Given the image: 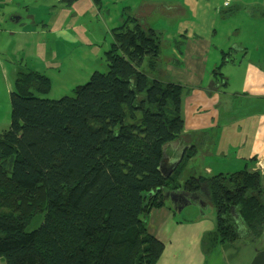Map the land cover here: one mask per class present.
<instances>
[{
  "label": "trees",
  "instance_id": "16d2710c",
  "mask_svg": "<svg viewBox=\"0 0 264 264\" xmlns=\"http://www.w3.org/2000/svg\"><path fill=\"white\" fill-rule=\"evenodd\" d=\"M60 2L67 7L73 0ZM254 10L247 9L251 18L264 17ZM110 35L107 71L73 87V97L39 98L50 93V79L15 72L10 123L0 134L4 264H155L164 245L145 223L155 209L182 206L164 197L176 191L203 196L213 207L215 231L207 251L239 239L233 211L251 235L264 227L260 171L249 170L248 163L237 172L163 187L167 147L184 136L185 89L154 76L160 32L126 18ZM233 53L221 52L211 71L215 83L225 81L221 68L234 62ZM194 155L193 147L185 153L177 176Z\"/></svg>",
  "mask_w": 264,
  "mask_h": 264
},
{
  "label": "crops",
  "instance_id": "0c3cea01",
  "mask_svg": "<svg viewBox=\"0 0 264 264\" xmlns=\"http://www.w3.org/2000/svg\"><path fill=\"white\" fill-rule=\"evenodd\" d=\"M228 1L224 6L226 0H73L66 7L60 0H0V83L10 94L13 74L23 70L45 75L51 81V88L54 82L61 84L63 92L72 89L81 81L62 73L57 61L101 62L112 42L110 31L121 26L126 18L135 19L142 26L160 32L162 43L173 40L164 51L167 54L159 55L154 76L185 89L184 136L167 147L161 171L165 185H172L185 170L189 175L194 171L189 178L230 173V169L236 171L247 163H254L249 168L254 170L264 160V32L261 38L235 44L221 39L227 35L224 26L234 18L264 24V17L251 18L247 13L255 5L264 13V0ZM231 9L237 12L228 13ZM157 10L183 11L189 15L169 34L161 30L158 21L149 20ZM254 43L258 44L254 46L255 54L258 53L255 60L250 57L248 46ZM229 49L238 55L232 56L233 63L222 66L225 81L215 83L211 71L219 64L221 52ZM212 51L214 56L210 55ZM177 61L180 68L174 67ZM234 71L237 73L233 74ZM93 72L88 71L85 78ZM192 147L194 158L177 176L182 157ZM231 155L234 163L230 167L224 161ZM198 199L183 203L179 209L198 208L194 219L201 221L204 201ZM172 211L167 207L153 210L145 225L146 232L164 245L155 264H264V227L253 236L241 224L239 239L207 251L208 236L203 240L206 230L197 225L178 226ZM232 214L238 218L235 211ZM231 248L236 255H231Z\"/></svg>",
  "mask_w": 264,
  "mask_h": 264
},
{
  "label": "rangeland",
  "instance_id": "374dc122",
  "mask_svg": "<svg viewBox=\"0 0 264 264\" xmlns=\"http://www.w3.org/2000/svg\"><path fill=\"white\" fill-rule=\"evenodd\" d=\"M236 1H238V0H236ZM240 2L252 3V2H256V0H240ZM157 8H158V6H157ZM253 8L255 9L254 12L256 14H261V12H259V10H258V5L253 6ZM165 14H167V15L165 16ZM186 14H187V16L189 15V13H186L183 11H179V12L173 11L172 13H165L163 11L160 12L157 10L155 12V14L151 15L149 20L158 21L159 27H161V30H163L164 33L173 34L175 32V30L179 27V23L184 21V16ZM224 30L227 31L226 32L227 35L224 36L221 39V41L224 43H228L230 41L231 44H235V43H239L241 41H247L248 39H251V38L263 37V36H261V33L264 32V24H255V23L251 24V23H248L247 19H245V21H243L241 18H234L233 20H231L230 23H227L226 26H224ZM253 31H255V33H253ZM174 40L177 41L178 39L174 38ZM172 43H173V40H171L169 42H163V44H162V53L163 54H167L164 51H165V49H168L169 45H171ZM219 44H216V45H219ZM248 46H250L249 47L250 48V57L253 58V60H255L258 53L255 54L254 46L257 47L258 44L254 43V44L248 45ZM210 55L214 56L215 54L212 51ZM237 55L238 54H236V52L232 54L233 57H236ZM57 62H59L60 71L62 73H65V74L69 73L66 75L75 76L74 81L75 80L81 81L80 85L85 84L88 81L90 75H88L89 77L85 78V74H87L88 71L95 70L96 72H99V73H105L107 71L106 65H105V62L103 59L101 60V62H98L97 64H92L91 61H88L86 59L85 60L83 59L82 61H80V60H77V61H67V60L62 61V60H60ZM78 62L80 64V67H78ZM174 64H175V66H174L175 68H180L181 64H179V61H177ZM227 65L229 67H231L230 64H227ZM262 66H264V64H262ZM235 73H237V71L233 72V74H235ZM14 75L15 74H13V79L11 82V84H12L11 91H13ZM65 80H68V78L65 77ZM65 80H64V82H65ZM234 82L235 81H233V85L235 84ZM1 84H3V83H0V134L8 128L9 123H10V104H9V95L10 94H8V92H5L7 87L3 86ZM59 86H61V84H56L53 82L50 93L46 96H42L39 98L50 100V101H56V100H58L64 96L73 97V94H71V89H67V90L65 89V92H63V89L60 88ZM222 160L224 161V159H222ZM213 162L214 161H212L210 163H213ZM224 163H226L227 166L231 167L234 163L232 155L229 158V160L224 161ZM195 164H197V163H195ZM261 164L264 166V160ZM252 165H254V163L253 164L251 163V165L248 164V167L251 168ZM243 168H244V164H242L240 167H238L236 169V171H231V169H230V173L240 171ZM193 173H194V171H192V174ZM191 175H189L188 170L183 171L181 173V175L178 176L176 182L172 181L173 186L175 183H177V184L184 183L187 180L186 178H189V176H191ZM163 183H164V180H163ZM166 186L167 185H165V183H164L163 187H166ZM180 192L181 191H179V192L176 191L174 193L181 194ZM200 200L207 202V203L203 204L202 210L204 212V215H203V218L201 221L194 219V216L197 217L198 212H199V209L196 207H186L185 209H179V207H178V209L172 211V217H173V221L176 222L177 224H179L178 226H181L182 228L197 225V227L199 229L206 230L205 237L203 235V237H204L203 240H206L207 236L209 237L208 234L213 233L215 231V211H214L213 207L208 203L207 200H205V198L203 196L200 198ZM166 204L170 206L169 202H167ZM147 222H148V219H147ZM147 222L145 224H147ZM233 223H234V226L237 227V229L239 231V229L241 228V224H242L240 218L239 217L237 219L234 218ZM35 224H36V219L28 227H26V230L30 231V230L34 229ZM208 230H212V231L209 232ZM255 248H257L256 244H255ZM258 248H259V245H258ZM232 254L236 255V252H233L232 248H231V255ZM0 264H4V262L2 260H0Z\"/></svg>",
  "mask_w": 264,
  "mask_h": 264
},
{
  "label": "water",
  "instance_id": "95a60500",
  "mask_svg": "<svg viewBox=\"0 0 264 264\" xmlns=\"http://www.w3.org/2000/svg\"><path fill=\"white\" fill-rule=\"evenodd\" d=\"M260 178H261V188H262V191L264 192V167L260 170ZM180 196L181 194H177L174 192L164 194V197L169 198L171 201H173L175 198L177 199ZM183 197H184V200L189 203V199L187 195H183ZM193 200L195 201L196 199H193Z\"/></svg>",
  "mask_w": 264,
  "mask_h": 264
},
{
  "label": "flooded vegetation",
  "instance_id": "af4514ba",
  "mask_svg": "<svg viewBox=\"0 0 264 264\" xmlns=\"http://www.w3.org/2000/svg\"><path fill=\"white\" fill-rule=\"evenodd\" d=\"M188 199L190 200V202L193 201L192 198H188ZM194 199H195V198H194ZM173 201L176 202L177 205H179V204H183V203L186 202V201L184 200L183 194H181V196L178 197L177 199L175 198ZM193 202H196V201H193ZM201 207H202V206H201Z\"/></svg>",
  "mask_w": 264,
  "mask_h": 264
},
{
  "label": "built area",
  "instance_id": "2783aa9c",
  "mask_svg": "<svg viewBox=\"0 0 264 264\" xmlns=\"http://www.w3.org/2000/svg\"><path fill=\"white\" fill-rule=\"evenodd\" d=\"M228 0H226V2L224 3V6L228 5ZM264 166L261 164V162H258L256 165V169L261 170Z\"/></svg>",
  "mask_w": 264,
  "mask_h": 264
}]
</instances>
